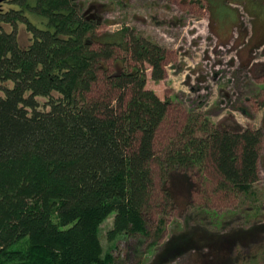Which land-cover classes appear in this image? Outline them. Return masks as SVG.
<instances>
[{
  "label": "trees",
  "instance_id": "1",
  "mask_svg": "<svg viewBox=\"0 0 264 264\" xmlns=\"http://www.w3.org/2000/svg\"><path fill=\"white\" fill-rule=\"evenodd\" d=\"M225 1L209 0L218 11L225 9L218 12L221 21L234 14ZM4 4L0 264H128L116 259L114 249L121 238L149 234L146 214L155 191V163L169 185L164 187L169 200L182 214L189 213L188 220L200 215L189 212L196 165L212 166L223 190L251 191L259 179L264 131L243 128L232 116L211 125L189 118L163 159L156 155L169 102L146 88V64L154 80L165 78L166 50L160 44L129 27L98 34L105 5L95 1L87 6L77 0ZM262 4L248 0L247 10L262 20L257 30L264 33ZM19 24L30 34L26 45L19 40ZM117 48L124 58L116 57ZM100 74L120 91L115 102L87 96ZM111 215V245L105 249L101 228ZM201 226L174 234L150 264H166L203 244L216 255L227 244L232 247L235 238L264 234V223L228 233L199 232Z\"/></svg>",
  "mask_w": 264,
  "mask_h": 264
},
{
  "label": "rangeland",
  "instance_id": "2",
  "mask_svg": "<svg viewBox=\"0 0 264 264\" xmlns=\"http://www.w3.org/2000/svg\"><path fill=\"white\" fill-rule=\"evenodd\" d=\"M77 1L86 6L93 1L105 5V21L96 29L98 34L129 27L166 50L164 79L154 80L152 68L146 64V88L169 102L168 116L157 132L158 157L163 159L164 149L178 140L176 137L189 118H198L199 125H211L232 116L243 128L264 131V33L257 30L262 20L247 10L248 0H226L227 8L234 14H226L225 21L218 17L225 9L218 11L214 7L218 5H211L209 0ZM18 29L21 44H28L30 34L25 26L19 24ZM125 56L122 49H116L117 58ZM113 61H109L110 70H114ZM119 92L100 74L87 96L115 102ZM152 167L155 191L146 214L149 234L121 239L119 236L114 249L116 259H125L128 264H150L164 243L188 226L200 224L199 232L217 229L228 233L264 223V142L259 179L249 193L223 190L212 166H195L191 174L196 189L189 212H198L191 214L193 217L200 215L192 220H188L189 213L182 214L173 206L175 201L166 194L164 187L169 185L165 184L160 167L156 163ZM177 197L179 201L183 198L179 194ZM113 218L111 215L102 224L105 249L111 245L108 232ZM235 239L232 247L227 244L216 255L203 244L204 248L188 251L166 264H264V234ZM217 255L222 256L221 262L216 260Z\"/></svg>",
  "mask_w": 264,
  "mask_h": 264
},
{
  "label": "water",
  "instance_id": "3",
  "mask_svg": "<svg viewBox=\"0 0 264 264\" xmlns=\"http://www.w3.org/2000/svg\"><path fill=\"white\" fill-rule=\"evenodd\" d=\"M7 0H0V8L2 7L3 3Z\"/></svg>",
  "mask_w": 264,
  "mask_h": 264
}]
</instances>
